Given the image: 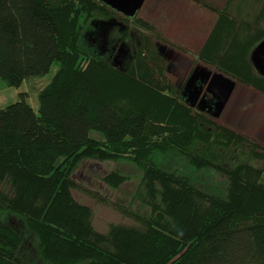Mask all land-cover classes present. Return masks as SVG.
Returning <instances> with one entry per match:
<instances>
[{"label":"trees","instance_id":"trees-1","mask_svg":"<svg viewBox=\"0 0 264 264\" xmlns=\"http://www.w3.org/2000/svg\"><path fill=\"white\" fill-rule=\"evenodd\" d=\"M194 1L219 17L198 62L264 94L250 62L264 39V0ZM117 14L99 0H0V78L20 88L58 66L48 85H30L0 110V214L34 234L44 264H264V168L251 162L264 161V146L175 92L154 25L126 18L143 38L127 68L94 52L93 26ZM170 155L222 172L225 192L164 169ZM85 159L134 163L151 214L120 208L131 223L97 230L94 209L73 194ZM104 180L119 189L129 177L116 170ZM22 246L17 229L0 223V264H35L21 258Z\"/></svg>","mask_w":264,"mask_h":264},{"label":"rangeland","instance_id":"rangeland-1","mask_svg":"<svg viewBox=\"0 0 264 264\" xmlns=\"http://www.w3.org/2000/svg\"><path fill=\"white\" fill-rule=\"evenodd\" d=\"M174 1L147 0L136 18L154 25L164 37L166 42L164 40L157 42L156 46L159 53L161 48L165 50V53H160L166 61L167 71L165 74L175 84V92L177 93L190 71L194 69L195 64L202 65L197 60V54L203 42L202 40H199V42L196 40L198 37L195 33L199 34L198 32L203 30L204 21L196 19L198 17L203 18L202 14H196L195 7L186 2L189 0H177L173 4ZM204 1L212 7H222L226 0ZM191 2L194 1L191 0ZM196 4L199 5L200 3ZM128 23L131 24L130 21ZM128 23L124 24L127 25ZM210 24L209 22L207 28ZM90 32L92 33V31ZM91 33L88 36L89 40L95 38V36H91ZM126 43L133 56L136 51L138 52L142 48L143 38L140 36L133 40L128 38ZM128 63L123 67L127 68ZM57 68L58 66L55 65L52 73L48 76L36 79V82L32 84L25 82L20 88L10 87L0 78V110L19 101L20 94L29 93L30 85L38 84L42 87L48 85ZM209 69L214 73H221L214 67H209ZM28 102L36 112L39 111V102L36 101V95L30 98ZM216 120L264 146V94L256 89L238 83L223 115ZM91 135L99 140L104 139L103 134L99 132L94 131ZM251 162L257 167L264 168V161L252 159ZM161 165L166 170L179 169L181 172L190 175L197 187L209 193L223 194L228 185V179L222 172L210 168L194 170L181 157L176 155L163 157ZM116 170L129 177V180L119 189L110 187L104 180L109 173ZM142 176V170L130 161L85 159L74 170L73 179L78 186L73 190V194L80 203L89 205L94 209L96 229L106 232L110 223H131L130 219L119 211L120 208H130L144 216L151 214L150 208L142 199L144 195L141 184ZM0 223L14 226L21 234L23 246L20 256L24 261L44 264L39 253L36 237L26 229L18 217L8 213L0 214Z\"/></svg>","mask_w":264,"mask_h":264},{"label":"water","instance_id":"water-1","mask_svg":"<svg viewBox=\"0 0 264 264\" xmlns=\"http://www.w3.org/2000/svg\"><path fill=\"white\" fill-rule=\"evenodd\" d=\"M102 3L108 5L113 10L124 15L127 18H135L139 11L143 8L147 0H99ZM117 19L113 18L109 21H102V27H112ZM123 24V23H122ZM127 27H123L125 30ZM124 53V45L121 46L120 54ZM116 57L115 60H117ZM250 62L253 65L255 71L264 78V39L252 50L250 54ZM202 82L206 86V95L203 97L200 110L204 111L207 107V95H211L215 98V111L213 116L219 118L228 102L230 101L238 83L232 78L226 76L223 73H214L206 66L198 65L193 71L187 85L185 92L189 93L187 103L191 107H196V102L200 99L204 85H199L198 82Z\"/></svg>","mask_w":264,"mask_h":264},{"label":"flooded vegetation","instance_id":"flooded-vegetation-1","mask_svg":"<svg viewBox=\"0 0 264 264\" xmlns=\"http://www.w3.org/2000/svg\"><path fill=\"white\" fill-rule=\"evenodd\" d=\"M126 18L127 17H125L124 15L118 13L117 17H115V19L120 20L121 22L120 21L115 22V24L110 28L109 27H106V28L102 27L100 25L101 23L95 24L93 26V30L91 33V36L93 35V36H95V38H90V40H89L90 46L94 52H96L97 54L99 53L98 55H100L101 57H105V58L109 59L110 61H112L114 63V65L116 67L118 66L121 68H124L123 66L125 64H127L128 61H132L134 59V56L137 53V51H136L133 56L131 55V53L129 51V47L126 43L127 39L131 38V40H133L139 36L135 32V30L132 28V23L129 24L126 21ZM124 23H128V24L125 25ZM124 26L127 27L125 30L123 29ZM125 35H127L126 39H124ZM122 45H124V53L120 54V50H121ZM160 53L161 54L165 53V50L163 48H161ZM116 57H118L117 60H115ZM122 59H124V60H122ZM197 65L195 64V67H193L194 69H192V71H190L189 75L187 76V78L185 79L183 84L181 85V88L177 91V94L182 95L186 99V101H188V98H189V93L185 92L186 85H187L193 71L197 67ZM198 84L204 85L200 81L198 82ZM205 95H206V86L204 85L203 93H202L200 99L196 102V107H194V108L198 109L199 111H201L199 109L200 106L201 107L205 106V104L201 105L202 99ZM206 99H207L208 104H207V107L205 108V110L202 112H205V113L211 115L214 119L221 118L224 111L219 118H215L213 116L214 111H215V108H214L215 101H216L215 98L211 95H207Z\"/></svg>","mask_w":264,"mask_h":264},{"label":"crops","instance_id":"crops-1","mask_svg":"<svg viewBox=\"0 0 264 264\" xmlns=\"http://www.w3.org/2000/svg\"><path fill=\"white\" fill-rule=\"evenodd\" d=\"M192 1H194V0H192ZM227 1V0H226ZM226 1L224 2V5H225V3H226ZM177 2V0H175L174 1V3L173 4H175ZM187 3H190L191 5H193L195 8V10L197 11L196 12V14H202V17L203 18H196V19H199V20H202V21H204V27H203V30L201 31V32H198L199 34H197V33H195L196 34V36L198 37L196 40H198V42H199V40H202V45L200 46V50L198 51L199 53L201 52V50L203 49V47H204V45H205V43L207 42V40H208V38H209V36L211 35V33H212V31H213V29H214V27H215V25H216V23H217V21H218V15H217V13L216 12H214L213 10H211V9H209V8H207V7H205V6H203V5H198V4H196V3H198V2H196V1H194V2H196L195 4H194V2H191V0H189V1H186ZM223 5V6H224ZM222 6V7H223ZM222 7H219V8H222ZM204 15V16H203ZM198 16V15H197ZM201 17V16H200ZM209 22L211 23L210 24V26H208V28H207V25H209ZM197 32V31H196ZM194 34V33H193ZM192 34V35H193ZM195 34H194V36H195ZM175 45V44H174ZM198 53V54H199ZM197 54V55H198Z\"/></svg>","mask_w":264,"mask_h":264}]
</instances>
